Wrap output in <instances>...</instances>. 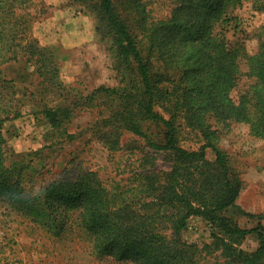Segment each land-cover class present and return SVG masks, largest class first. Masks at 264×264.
Listing matches in <instances>:
<instances>
[{
    "label": "trees",
    "instance_id": "obj_1",
    "mask_svg": "<svg viewBox=\"0 0 264 264\" xmlns=\"http://www.w3.org/2000/svg\"><path fill=\"white\" fill-rule=\"evenodd\" d=\"M90 1L114 37L118 68L124 71L120 86L101 85L88 96L102 109L97 136L114 151L121 146L118 130H127L167 153L172 170L167 176H139L136 187L123 190L96 172H84L27 194L21 181L25 167L6 164L3 127L20 115L15 95L27 91L16 81L30 75L21 72L16 80L1 65L24 58L42 79L38 91L43 94H63L67 87L56 49L25 33L29 19L18 17V10L33 0H0V200L26 209L55 235H81L89 257L130 264H264V225L242 227L227 214L238 209L241 215L260 216L236 203L243 181L217 146L224 130L236 123L264 140V23L254 34L257 49L251 52L245 40L229 43L226 38L234 10L246 0H175L171 13L157 21L149 20L142 0H129L138 16L134 23L148 40L145 52L116 12V0ZM249 1L264 14V0ZM243 75L249 82L239 87ZM51 103L40 102L38 113L51 128L65 129L78 104ZM183 127L201 138L197 149L180 144ZM208 149L213 161L206 157ZM194 216L210 225L212 243L200 246L182 237ZM251 234H257L259 246L247 251L240 245Z\"/></svg>",
    "mask_w": 264,
    "mask_h": 264
},
{
    "label": "rangeland",
    "instance_id": "obj_2",
    "mask_svg": "<svg viewBox=\"0 0 264 264\" xmlns=\"http://www.w3.org/2000/svg\"><path fill=\"white\" fill-rule=\"evenodd\" d=\"M142 1L150 21L165 19L176 5L175 0ZM26 6L18 10L19 18L29 19L24 31L37 38L42 46L56 49L61 58L60 76L67 90L63 94L38 91L42 88V79L24 58L1 65L3 72L16 80L21 72L30 75L25 81H16L27 91L15 95L13 103L20 115L3 127L7 139L6 164L25 167L21 179L24 191L36 195L49 182L72 179L91 171L119 190L136 187L139 176L148 173L167 176L173 167L171 157L154 150L143 138L119 129L121 146L111 151L97 136L96 121L101 118L102 109L88 96L101 85L120 86L124 71L118 68L114 37L93 3L90 0H33ZM129 6V0L115 1L116 12L128 22L137 41L143 42L146 52L148 40L134 23L138 16ZM263 23L264 14L246 0L233 12L226 28L227 41L245 40L248 50L253 52L257 49L254 34ZM243 70H246L244 65ZM247 82L248 78L243 75L239 87ZM236 92L235 89L233 94ZM40 102L78 105L65 129L55 130L38 113ZM156 109L164 113L162 107ZM151 130L155 135L159 133L155 125ZM180 138V144L188 149H197L202 143L188 127H183ZM217 146L229 156L231 166L243 181L236 203L245 212L260 216L241 215L238 209H230L227 214L242 227L252 228L259 222L264 225V140L252 136L247 125L236 123L224 130ZM206 157L213 161L215 154L208 149ZM181 235L200 246L213 240L210 225L198 216L189 218ZM83 245L81 235L75 232L55 235L15 202L0 200V264H130L104 256L89 257L86 244ZM240 246L247 251L258 248L257 234L249 235Z\"/></svg>",
    "mask_w": 264,
    "mask_h": 264
}]
</instances>
